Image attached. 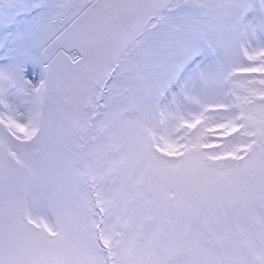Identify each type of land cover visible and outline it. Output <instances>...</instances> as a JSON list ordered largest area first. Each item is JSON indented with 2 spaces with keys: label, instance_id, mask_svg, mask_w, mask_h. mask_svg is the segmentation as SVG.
I'll return each instance as SVG.
<instances>
[{
  "label": "snow or ice",
  "instance_id": "1",
  "mask_svg": "<svg viewBox=\"0 0 264 264\" xmlns=\"http://www.w3.org/2000/svg\"><path fill=\"white\" fill-rule=\"evenodd\" d=\"M0 264H264V0H0Z\"/></svg>",
  "mask_w": 264,
  "mask_h": 264
}]
</instances>
